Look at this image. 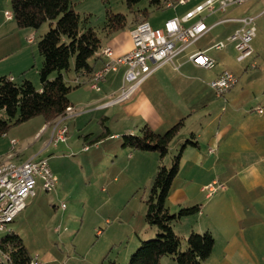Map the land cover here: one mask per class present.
Listing matches in <instances>:
<instances>
[{
  "label": "rangeland",
  "instance_id": "obj_1",
  "mask_svg": "<svg viewBox=\"0 0 264 264\" xmlns=\"http://www.w3.org/2000/svg\"><path fill=\"white\" fill-rule=\"evenodd\" d=\"M194 1L191 0L190 4ZM71 2L80 18H86L84 24L92 27L102 41L106 35L104 19L107 10L123 14L126 18L124 28L129 31L135 22L142 19L138 15L145 10L147 21L152 25H163L172 11L165 6H150L147 0H141L131 8L127 6L126 0ZM244 5L234 15L255 16L261 10L256 7L241 13ZM5 11L11 13L10 0H0V59L7 58L0 67L16 72L25 61L27 76L38 77L37 69L42 58L36 42L49 25L45 22L37 30L20 28L12 16L6 19ZM254 25L257 32L250 42L253 52L247 60H236V43L220 51L222 56L219 62L226 64L238 79L231 90L218 96L222 100L245 82L250 88L249 91L256 96L254 99L250 93L248 101L264 105V17L257 18ZM240 27V23L233 22L218 25L197 44L207 47L224 42L227 36ZM231 30L233 32L225 36ZM3 31L5 33L1 34ZM208 52L212 54L214 51ZM220 63L215 62L211 68L200 73L182 71L181 75L185 76L184 81L197 76L207 80ZM8 71L5 74L9 76ZM11 75L16 78L15 82L24 78L23 74ZM74 77L70 64L64 78L71 84L70 80ZM204 84L202 83L198 93L214 98V92ZM34 85L37 86V83ZM245 106L240 110L249 111L250 105ZM240 110L238 121L235 122L238 127L246 125L244 112ZM229 111L230 108L226 107V117L229 116ZM78 115V118L66 121L67 133L64 142H55L52 132L50 137V129L42 130L36 136L31 134L40 119H43L42 116L11 126L5 134H0V161L16 163L39 155L47 159L57 177L56 186L51 192L46 193L37 188L36 195L26 200V207L9 228L22 238L32 256H38L40 264H127L131 252L137 247L138 237H152L148 236L150 227L144 221L145 199L155 176L156 165H170V151L162 160L157 153V157L153 158L146 154L148 152L139 151L130 159V150L121 147V134L116 139L106 134L95 146L85 140V137L102 135L105 128L111 125L105 120L101 123L99 115L89 114L84 110H79ZM0 116H5L3 111H0ZM54 123L49 122L51 128ZM184 131V127H181L180 134H184ZM176 139L178 138L173 141ZM12 141L16 144L12 145ZM85 146L87 149H84ZM173 147L172 143L171 150ZM176 148L172 154L177 152L179 145ZM242 163L245 162L237 165ZM191 164L190 161H182V170L175 180V185H182L180 183L184 182L189 197L195 195V189L200 188L203 181L197 175L198 171L195 173V170H187L186 167ZM253 166L258 172L254 177L241 173L233 181L220 182L215 179L224 188L212 192L210 200L205 199L204 194L196 197L202 205L201 214L194 213L174 223L173 230L181 239V249H184V240L191 228L195 232L199 230L198 233L205 230L203 226L209 228L214 237V246L202 264H264V156H258L253 161ZM251 183L250 188L248 184ZM225 187L226 191H222ZM168 206L170 207L169 204ZM170 208L171 212L179 209L175 205ZM160 264L177 263L170 257L162 256Z\"/></svg>",
  "mask_w": 264,
  "mask_h": 264
},
{
  "label": "crops",
  "instance_id": "obj_2",
  "mask_svg": "<svg viewBox=\"0 0 264 264\" xmlns=\"http://www.w3.org/2000/svg\"><path fill=\"white\" fill-rule=\"evenodd\" d=\"M163 1L165 0H162V3ZM204 1L205 0H195L193 4H190L191 0H186L183 4L176 3L172 6L165 7L172 9L171 14L169 15L171 18L182 17L185 13L191 11ZM244 4L227 7L224 11L216 10L211 13L204 11L185 22L184 24L189 26L198 20H202L209 29L183 53L175 58L174 63L176 68L171 64H164L156 69L141 84L138 91L128 101L107 107L103 106L104 103H106V101L118 90L122 81V75L125 69L124 66H121L117 71L110 72L106 75L105 80L100 84V91L92 90L86 83L87 77H81L80 79L83 83L74 88L69 94L71 108L73 109L72 116L69 119L74 117L78 118L79 110H84V112H89V114H97V116L99 115L100 117L101 123L105 120L107 124L111 125L110 127L107 126L106 130L109 137L114 139L124 133L135 134L145 124L156 132L163 133L176 122L183 120L182 127H184L186 131L183 132L184 134H180L179 132L178 139L173 141L174 147L172 150L171 148L169 150L170 155L173 153L172 151H175L174 149H177V145L180 146V143L185 140L189 133H194V139L197 141V146L193 147L188 145L184 148L177 176H179V173L182 170V161H190L192 164L186 167L187 170H195V173L198 171L197 175L201 177L203 181L201 182L202 184L200 188L195 189V195L189 197L187 190L184 188V182L180 183L182 185H175L176 176L173 180L167 200L170 207L173 205L176 207L178 206V208L199 205L200 211L198 214H201L202 205L198 202L196 197L198 195L200 196V194H204L205 199L210 200L211 198V196H206L202 190L204 185L215 179L220 182L233 181V179H237L239 177L238 175L241 173L244 175L247 174L248 177L258 175L257 169L253 166V161L257 159L258 156H264V105H259L258 103L255 104V101H248V97L252 92L249 91L250 88L245 82L236 90L229 92L225 100L220 99V97L216 95L212 98L207 96L204 97V95L198 93L202 83H205L204 85L211 89L209 87L210 80L215 78L223 70H228L232 73L234 72L229 70V68L225 66L226 64L219 62L221 61L220 58L222 56L220 51L225 50L227 46L232 43L228 42L221 50H215L211 48V44L206 47L198 45L197 42L206 33L218 25L232 22L240 23L238 19L244 17V15L237 16L234 14L235 11L243 5L244 7L241 13H245V11L256 7L261 8V10L264 9V0H247ZM163 7L164 6L160 8ZM147 17L148 16L146 15V18ZM259 17L264 16H258L257 18ZM232 32L233 31L231 30L225 36ZM4 33L5 31L1 32V34ZM101 46H111L115 56L129 52L132 49L129 30L123 28L111 33H106L104 40H101ZM197 50H204L207 54H209V50L214 51L209 55L215 60V62H217V64L220 63L221 65L217 66L214 73L210 75L207 80H203L199 78L200 76H197L195 79L190 78L184 81L185 78L183 77L185 76L181 75L182 71H194L195 73L205 71L204 68H198L192 65L187 58L190 53ZM6 60V57L1 58L0 64ZM105 60V58L97 57L96 59L92 58L90 62L93 69L96 70L101 67ZM23 63L22 66H20V69L16 72H13V70L10 69L8 71L5 67H0V76H7L15 80L16 78L11 74H23L24 78L31 80L34 84L37 83V86L33 85L39 89L40 84L38 77H36V75L27 76L25 68L27 63H25V61ZM7 71L10 73L9 76L5 74ZM199 92L201 93V91ZM252 94L255 99V94ZM249 105V111L240 110L243 106L248 107ZM226 107L227 109L230 108L228 117H226L225 114ZM257 108L261 109V112H258L256 110ZM239 110L244 112L243 119L246 121V125L242 127H238V124L235 125V122L238 121ZM48 129H50L51 137L52 128L50 127L49 122L40 119L38 126L35 130L31 131V134L36 136L38 132H41L42 130L47 131ZM37 137L40 138V136ZM202 147L204 148L203 150ZM129 152H131V154H129V158L131 159L133 158V154L136 156L138 151ZM146 154H150L153 158L157 157L154 152H148ZM22 161L23 160H20L16 163ZM239 162L245 163L237 165ZM2 163L5 162L0 161V164ZM209 178H211L209 181H205V179ZM256 184L259 183L256 181ZM250 185H252V183L248 184L251 188L252 186ZM222 191H226V187ZM192 192H194V189ZM170 207L169 209L171 210ZM203 227L205 230H209L208 227ZM191 229L195 231L193 228ZM197 231L199 232V230Z\"/></svg>",
  "mask_w": 264,
  "mask_h": 264
},
{
  "label": "trees",
  "instance_id": "obj_3",
  "mask_svg": "<svg viewBox=\"0 0 264 264\" xmlns=\"http://www.w3.org/2000/svg\"><path fill=\"white\" fill-rule=\"evenodd\" d=\"M140 1L126 0V4L131 8ZM147 2L156 8L164 6L161 0ZM10 4L12 18L18 27L37 30L45 22L49 27L36 42L42 58L37 70L40 88L26 78L15 82L10 77L0 76V111L5 114L0 116V134L38 116L50 122L65 113L71 107L69 94L79 85L69 84L64 73L72 64L75 76L84 73L89 77L95 71L90 60L97 58L95 53L101 47V38L92 27L84 24L86 18H80L71 0H10ZM146 15V10L138 15L142 17L138 22L147 20ZM125 25L123 14L106 11V33L121 30ZM182 126L183 120H180L165 132L158 133L145 124L135 134H122L121 147L130 151L154 152L162 160L169 154L170 145ZM103 133L92 138L86 136L85 140L94 145L108 135L106 128ZM194 138V133L188 134L177 152L170 155L169 166L162 163L157 166L145 199L144 213V221L150 227L148 236L152 237H138L137 247L131 252L127 264H160L162 256L172 258L177 264H202L211 254L214 237L209 230L202 233L190 231L184 240V249H181V239L173 230L174 223L182 217L199 213V205L183 206L171 212L167 203L184 148L197 146ZM32 258L22 238L12 229L1 235L0 264H31Z\"/></svg>",
  "mask_w": 264,
  "mask_h": 264
},
{
  "label": "built area",
  "instance_id": "obj_4",
  "mask_svg": "<svg viewBox=\"0 0 264 264\" xmlns=\"http://www.w3.org/2000/svg\"><path fill=\"white\" fill-rule=\"evenodd\" d=\"M186 0H165L166 7L176 3L183 4ZM247 0H205L182 17H173L166 20L163 25H152L147 20L136 23L129 31L132 49L119 56H115L111 46H101L95 55L105 58L100 68L96 69L86 83L95 91H100V84L105 80L106 75L115 72L119 67L124 66L121 84L112 97H110L104 107L114 104H121L128 101L140 88L141 84L159 67L164 64H171L174 68L175 58L190 47L200 38L209 27L202 20L186 26L184 23L194 18L204 11L214 12L224 11L227 7L239 6ZM7 19L12 14L4 12ZM264 16V9L258 15L244 16L238 19L241 24L229 35L224 42H217L211 46L215 50H221L226 43H236L238 51L237 61L247 60L252 55L250 42L255 36V19ZM188 60L198 68L208 69L215 64V60L207 55L204 50H197L187 56ZM81 74L75 76L71 81L73 85H81ZM234 73L223 70L215 78L210 80L209 87L216 96H222L231 90L237 83ZM261 112V109H256ZM73 109L67 108L65 113L54 120L52 126V137L55 142L66 140V121L72 116ZM52 139V138H51ZM15 145V141H12ZM87 149V146L84 147ZM39 179V181H38ZM57 183V177L52 172L47 159L39 155L33 156L19 163L5 162L0 164V237L9 231V225L15 221L19 213L26 207V200L36 195L37 188L44 192H51ZM224 185L212 181L202 187L207 196L217 189H223ZM31 264H40L37 255L33 256Z\"/></svg>",
  "mask_w": 264,
  "mask_h": 264
}]
</instances>
